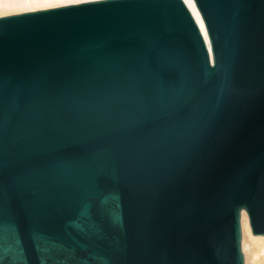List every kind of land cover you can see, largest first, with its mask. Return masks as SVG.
Returning a JSON list of instances; mask_svg holds the SVG:
<instances>
[{
  "label": "water",
  "instance_id": "1",
  "mask_svg": "<svg viewBox=\"0 0 264 264\" xmlns=\"http://www.w3.org/2000/svg\"><path fill=\"white\" fill-rule=\"evenodd\" d=\"M243 210L264 234V0L0 18V264H244Z\"/></svg>",
  "mask_w": 264,
  "mask_h": 264
},
{
  "label": "bare ground",
  "instance_id": "2",
  "mask_svg": "<svg viewBox=\"0 0 264 264\" xmlns=\"http://www.w3.org/2000/svg\"><path fill=\"white\" fill-rule=\"evenodd\" d=\"M105 0H87L85 3ZM80 3V4H85ZM70 0H0V18L80 5ZM241 247L244 264H264V234L255 235L247 211L241 214Z\"/></svg>",
  "mask_w": 264,
  "mask_h": 264
},
{
  "label": "snow or ice",
  "instance_id": "3",
  "mask_svg": "<svg viewBox=\"0 0 264 264\" xmlns=\"http://www.w3.org/2000/svg\"><path fill=\"white\" fill-rule=\"evenodd\" d=\"M70 2L80 4V3H85V2H87V0H70ZM201 27L203 28V22H202V24H201ZM206 35H207V34H206Z\"/></svg>",
  "mask_w": 264,
  "mask_h": 264
}]
</instances>
